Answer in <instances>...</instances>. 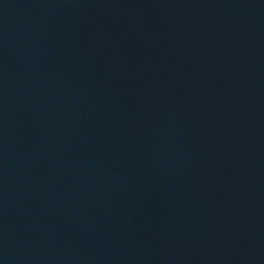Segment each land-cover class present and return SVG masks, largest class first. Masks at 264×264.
<instances>
[{"label": "water", "instance_id": "obj_1", "mask_svg": "<svg viewBox=\"0 0 264 264\" xmlns=\"http://www.w3.org/2000/svg\"><path fill=\"white\" fill-rule=\"evenodd\" d=\"M0 264H264V0H0Z\"/></svg>", "mask_w": 264, "mask_h": 264}]
</instances>
